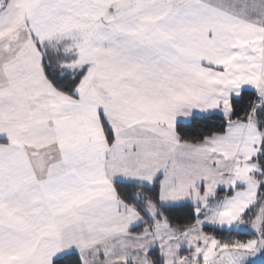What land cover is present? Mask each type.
<instances>
[{
  "label": "snow or ice",
  "instance_id": "obj_1",
  "mask_svg": "<svg viewBox=\"0 0 264 264\" xmlns=\"http://www.w3.org/2000/svg\"><path fill=\"white\" fill-rule=\"evenodd\" d=\"M0 264H264V0H0Z\"/></svg>",
  "mask_w": 264,
  "mask_h": 264
}]
</instances>
